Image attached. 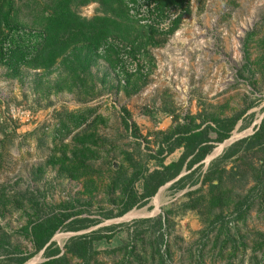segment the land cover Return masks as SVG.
I'll return each mask as SVG.
<instances>
[{"label": "rangeland", "instance_id": "rangeland-1", "mask_svg": "<svg viewBox=\"0 0 264 264\" xmlns=\"http://www.w3.org/2000/svg\"><path fill=\"white\" fill-rule=\"evenodd\" d=\"M56 1L14 0L18 27L38 31ZM125 1L73 5L82 21L114 22L98 49L81 39L49 71L0 63V264L33 253L34 223L62 215L89 227L57 232L59 256L80 236L108 237L93 242L88 264H264V188L252 190L261 154L222 159L264 118V0ZM80 113L75 129L67 118ZM238 114L228 140L118 217L120 182L183 153L159 154L165 136ZM209 173L217 191L202 184Z\"/></svg>", "mask_w": 264, "mask_h": 264}, {"label": "trees", "instance_id": "trees-1", "mask_svg": "<svg viewBox=\"0 0 264 264\" xmlns=\"http://www.w3.org/2000/svg\"><path fill=\"white\" fill-rule=\"evenodd\" d=\"M125 1V0H124ZM183 1V0H182ZM125 4L134 3V0H126ZM178 2V0H177ZM89 3H99L104 7H111L118 4L122 7L123 0H57L51 7L50 13L44 19L38 31H27L18 27L15 17L14 0H0V63L8 67L32 69H43L49 71L56 61L73 48L83 39L90 48L98 49L103 46L114 31V22L106 17H95L91 21L80 20L73 12V5L85 6ZM113 51V49H109ZM75 51H71L74 55ZM69 57L62 61L66 64ZM241 114L226 119H213L214 127L196 125L191 121L187 126H177L174 131L164 137V146L159 154L164 152L171 155L177 149H183V153L176 162L166 166L160 165L161 169L150 173L138 175L133 173L130 178L119 183L121 190V209L118 217H122L137 206H145L159 188L168 182L176 179L182 169L190 170L200 164L214 149V144H220L230 138V134L240 120ZM73 128H79L84 121V115H71L68 118ZM126 127L128 123L125 122ZM61 132H68V125L61 122ZM209 131L215 134L214 139L209 138ZM261 154L259 161V176L254 178L253 191H263L264 188V118L256 132L249 138L241 140L232 149H229L222 157L229 160L240 153L253 152ZM211 173L202 180V184L210 183L211 191H217L222 184L221 179H210ZM142 183V194H138L134 185ZM185 177L176 182V187L181 188ZM217 181L214 185L213 181ZM118 185V182H117ZM117 187V188H118ZM246 205V200L238 203L235 211L238 212ZM193 207V206H192ZM68 216L51 217L46 220L37 221L31 227L28 236L33 245V253L18 257L15 263L25 264L34 255L44 249L43 257L47 261L42 264H70L67 255L78 258L82 264H88L93 252V242L108 239L100 235H83L72 240L65 246V253L60 255V250L54 243H50L52 237L59 231L78 232L87 229L89 226L81 221H74L65 224ZM84 222L86 220H83ZM50 243V244H49ZM49 244V245H48ZM11 264V263H6Z\"/></svg>", "mask_w": 264, "mask_h": 264}, {"label": "bare ground", "instance_id": "bare-ground-1", "mask_svg": "<svg viewBox=\"0 0 264 264\" xmlns=\"http://www.w3.org/2000/svg\"><path fill=\"white\" fill-rule=\"evenodd\" d=\"M133 217V214H129L128 216H127V218H132Z\"/></svg>", "mask_w": 264, "mask_h": 264}, {"label": "built area", "instance_id": "built-area-1", "mask_svg": "<svg viewBox=\"0 0 264 264\" xmlns=\"http://www.w3.org/2000/svg\"><path fill=\"white\" fill-rule=\"evenodd\" d=\"M129 4V3H128Z\"/></svg>", "mask_w": 264, "mask_h": 264}]
</instances>
